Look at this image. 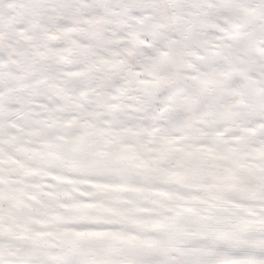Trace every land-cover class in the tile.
<instances>
[{
    "label": "snow or ice",
    "instance_id": "1",
    "mask_svg": "<svg viewBox=\"0 0 264 264\" xmlns=\"http://www.w3.org/2000/svg\"><path fill=\"white\" fill-rule=\"evenodd\" d=\"M0 264H264V0H0Z\"/></svg>",
    "mask_w": 264,
    "mask_h": 264
}]
</instances>
